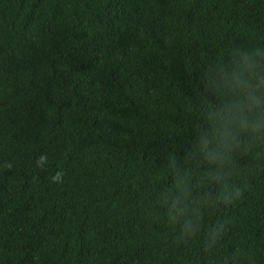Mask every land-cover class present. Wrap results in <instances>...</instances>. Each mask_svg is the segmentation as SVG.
Listing matches in <instances>:
<instances>
[{"label":"trees","instance_id":"trees-1","mask_svg":"<svg viewBox=\"0 0 264 264\" xmlns=\"http://www.w3.org/2000/svg\"><path fill=\"white\" fill-rule=\"evenodd\" d=\"M253 48L264 0H0V264H264V140L226 182L197 152L218 69Z\"/></svg>","mask_w":264,"mask_h":264},{"label":"clouds","instance_id":"clouds-1","mask_svg":"<svg viewBox=\"0 0 264 264\" xmlns=\"http://www.w3.org/2000/svg\"><path fill=\"white\" fill-rule=\"evenodd\" d=\"M215 93L219 100L208 113V128L199 137L197 152L209 166L206 179L226 182L234 153L242 147L241 137L264 140V48L235 51L230 61L218 69ZM189 175L179 178V196L172 201L170 215L185 218L184 230L199 229L201 207L207 194L193 196Z\"/></svg>","mask_w":264,"mask_h":264}]
</instances>
